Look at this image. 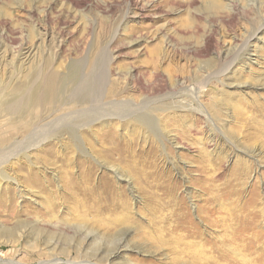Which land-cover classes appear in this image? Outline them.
<instances>
[{
  "label": "rangeland",
  "instance_id": "1",
  "mask_svg": "<svg viewBox=\"0 0 264 264\" xmlns=\"http://www.w3.org/2000/svg\"><path fill=\"white\" fill-rule=\"evenodd\" d=\"M0 8L8 21L0 80L32 72L47 80L52 69L58 90L29 105L44 141L12 149L0 165V264L253 259L229 253L226 209L243 210L238 223L250 230L238 238L252 230L264 243V0H0ZM247 41L253 55L233 62ZM88 114L92 128L80 122ZM74 117L78 130L62 131ZM182 229L177 236L198 244L167 243Z\"/></svg>",
  "mask_w": 264,
  "mask_h": 264
},
{
  "label": "bare ground",
  "instance_id": "2",
  "mask_svg": "<svg viewBox=\"0 0 264 264\" xmlns=\"http://www.w3.org/2000/svg\"><path fill=\"white\" fill-rule=\"evenodd\" d=\"M0 12H1V8H0ZM3 13L4 12L2 11L1 14H3ZM4 14H3V16H4ZM0 24L3 26H7L8 21L5 20V18H3V20L0 21ZM261 27L262 26H260V28ZM261 29H263V28H261ZM258 32L259 31H255L254 34L251 35L253 39L255 38V40H256V36L258 35L257 34ZM216 44L219 46L218 42ZM250 46L251 45L247 41L243 45H240L239 49L237 51H234V53H232L233 55L230 54L233 57V62L235 60L241 61V59L245 55H247L248 57L252 56L253 55L252 53H251L252 55L250 53H248ZM1 55L2 54L0 53V58H1L0 60L2 62V60L3 61L5 60L6 56L5 55L1 56ZM26 55L28 56V54H25V53L22 54V58H19V59L25 60L26 58H28V57H26ZM232 57H231L230 61L232 60ZM12 58H14V57H12ZM250 59L252 60V58H250ZM11 63H13V61H11L10 64ZM46 65H47V68H49L50 62H47ZM75 68L77 69L76 66L72 67L73 71L75 70ZM51 70L48 69V75H50V76L47 78V80H46V77H44V76L43 77L38 76L36 79H34L35 72L23 74L21 77H19L17 79L10 72L12 75L9 74V77L7 78L6 82L0 80V148L8 149L5 152H3V151L0 152V165L4 164L3 160H5V158H8L9 152H12V149L15 150L18 148H22V149H26V150H34L33 149L34 147H38L40 145V143H42L44 141L43 139L46 137V132H45L46 126L40 125L41 119L39 117L36 118V116L33 113L29 112L28 110H29V105L31 104V102L35 101V102L40 103V100H42L45 103L46 99L50 100L51 98H54L55 90H57V89H55L53 83L55 81L56 76L54 73H52ZM73 74L71 72V75H69V76L72 77ZM90 81L91 80L83 81L84 84H82V90H81L82 93H80V95L83 99H86L89 96L87 93V87L91 83ZM57 82H55V84ZM88 90H90V89H88ZM93 116H95V115H93V114L85 115L84 116L85 118H82L80 121L81 124L84 122L86 124L87 128H92L91 125L97 122V120L95 118L93 119ZM38 120L40 123L38 122ZM100 120L106 121L107 118L103 117ZM145 121L149 125L152 124L147 117L144 118L143 122H145ZM36 122H38L39 124ZM98 122H100V121H98ZM146 122H145V124H146ZM153 125H154V123H153ZM60 126L62 127V131L69 132V134H72L74 131H76V129L78 130V128H77L78 123L76 122V117H74L72 120L66 119L65 122L64 123L62 122ZM29 130H31V131L27 137H23L22 140H16V139H18L17 137H19V136H22V135L26 136V134L29 132ZM20 154H21V152H20ZM23 154H25V153H23ZM102 154L103 153H101V155ZM24 158L28 159L29 157L28 156L26 157V154H25ZM29 162H31V161L29 160ZM241 162L243 163L242 166L245 165L243 161H240L239 164L237 165V167H240L239 165L241 164ZM31 164H32V162H31ZM242 168L243 167H241V169ZM2 169L3 168H0V175H5V173L2 171ZM220 199H221V197H220ZM211 200H212V202L217 201L216 198H212ZM222 200H223V198H222ZM156 203H157V201L154 200V202H150L148 205L150 208H156L158 206ZM252 210H254V209H252ZM242 211H243L242 209H238V207H234L232 205H230L226 209V214L229 217L228 220H230V222H227V223L231 224L230 232H231L232 236L235 235L234 239L236 240V243L232 244V247H230V246H229V248L227 247L229 249V253L233 254L236 258V255H238V253L240 251L249 252V255H251L253 257V259L249 258V259L245 260L244 256H243V259H241L242 262H240V264H264V253L258 252V250L260 248L264 249V243L261 245L257 244V241L260 239V238H258L259 237L258 234H256L255 231L251 230L250 231L251 232L250 238L246 237V240L238 238L240 236V234L245 229L250 230V228H248L245 223H244V226L242 224L238 223V221H239L238 218H239L240 214L242 213ZM247 213H248V211H247ZM235 219L237 220V223L234 222ZM111 225H113V224H111ZM225 228L228 230L227 226ZM186 231H187V229H182L178 232L173 231V233L170 234V238H169V241L167 243L168 244L173 243V242L174 243H180V244L184 245L186 248L189 245L193 246L191 244H194V245L198 244V242H191V241L189 242V240L186 241V236H180V234H179V236H177L178 235L177 233H182V232H186ZM81 235L82 234H79V237ZM45 241H46V238H45ZM157 241H160V239L157 238ZM197 241H201V242L203 241L204 242L205 240L201 239V237H197ZM196 252L201 253L200 250L198 251L197 249L196 250L194 249V253H196ZM217 255H219L221 257L222 252L219 251V254H217ZM231 264H237V263L232 261Z\"/></svg>",
  "mask_w": 264,
  "mask_h": 264
}]
</instances>
